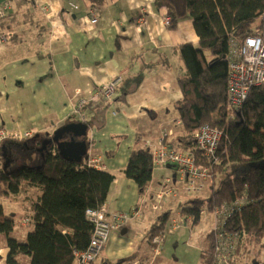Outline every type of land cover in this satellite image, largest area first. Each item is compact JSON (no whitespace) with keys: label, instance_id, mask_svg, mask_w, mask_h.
Listing matches in <instances>:
<instances>
[{"label":"crops","instance_id":"1","mask_svg":"<svg viewBox=\"0 0 264 264\" xmlns=\"http://www.w3.org/2000/svg\"><path fill=\"white\" fill-rule=\"evenodd\" d=\"M8 1L9 11L16 13V24L6 30L9 37L5 44L15 43L16 48L26 42L29 50L17 56L13 47H0V129L9 133L31 131L33 136L43 134L56 139L61 135L64 142L72 134L59 133L61 128L87 121L89 161L98 159L102 170L114 176L105 206L110 212L130 213L137 209L133 220L110 233L93 263L115 264L123 257L117 250L124 242L122 236L131 231L134 242L128 239L127 244L143 246L146 228L155 224L158 214L163 212L170 217L173 209H180L181 203L193 199L188 197L193 193H180L182 182L174 169L173 175L166 171L167 166L154 167L148 189L171 187L175 191L155 213L148 201L141 202L135 183L123 175L138 133L145 135V142L155 143L159 130L171 127L177 118L173 104L181 95L177 76L182 65L174 48L197 44L192 21L184 18L174 28L166 27L164 14L172 13L157 0ZM92 14L97 19L95 24L90 21ZM118 75L121 82L110 99L96 105L88 103L77 112L80 98L89 99L98 87ZM24 158L21 154L23 165L42 164L36 151L27 160ZM168 178L170 183H166ZM209 187H215L211 179L205 180L201 192L195 194L207 196V201L209 194L205 191L208 189L209 193ZM19 200L25 203L29 198ZM30 206L24 208L28 212L21 220L23 227L30 226L23 225L29 222ZM213 222L212 217V225ZM204 253L205 249L200 251L201 264H205ZM7 254L8 248L2 244L0 264H4ZM21 260L29 262L26 258Z\"/></svg>","mask_w":264,"mask_h":264},{"label":"trees","instance_id":"2","mask_svg":"<svg viewBox=\"0 0 264 264\" xmlns=\"http://www.w3.org/2000/svg\"><path fill=\"white\" fill-rule=\"evenodd\" d=\"M157 3L172 13L170 27L189 18L198 38L196 45L186 43L174 48L182 65L177 76L181 95L173 104L177 118L171 127L160 129L157 138L171 131L164 138L168 148L182 149L194 157L197 166L210 167L213 182L216 176L223 175L217 187H209L207 201L193 197L181 203L180 213L197 225L202 212L241 200L232 207L222 228L223 234L234 237L223 252L227 264H239V256L248 248L264 247V85L253 88L239 109L229 107L226 59L231 39L241 41L264 30V0H157ZM15 14L7 12L0 19V28L7 30L16 24ZM82 124L88 127L85 119ZM203 125L222 133L214 164L215 158L205 157L194 139ZM57 137L58 145L49 149L42 168L26 165L18 170L11 167L5 173L0 170L1 193L17 196L22 188L40 190L28 219L32 229L24 242L11 237L15 221L5 215L0 205V247L4 244L8 248L4 264H23L20 256L29 260L28 264H76L74 251L89 247L92 225L86 219V210L105 205L114 176L89 165L87 135H70L69 139H74L71 148L60 143L61 135ZM145 140V135L139 132L123 169L124 177L135 183L141 195L152 181L154 168L152 148L145 143H156ZM15 148V152L23 155L21 149ZM168 221L169 214L161 212L148 240L163 232ZM219 241L212 225L206 236L203 263L215 264Z\"/></svg>","mask_w":264,"mask_h":264},{"label":"built area","instance_id":"3","mask_svg":"<svg viewBox=\"0 0 264 264\" xmlns=\"http://www.w3.org/2000/svg\"><path fill=\"white\" fill-rule=\"evenodd\" d=\"M10 9V2L8 0H0V19L3 18ZM165 25L169 26L170 18L167 16L163 18ZM92 24L97 22L94 14L90 19ZM143 25V19L139 20V26ZM5 29L0 28V42H6V37L3 35ZM229 57L228 68L226 76V93L227 105L232 109H239L246 101L250 91L258 86L264 85V30L256 35H248L241 41L231 39L229 42ZM121 82L119 76L114 77L108 83L98 87L89 99L80 98L77 102V112L80 108L87 105L98 104L101 100H108L114 94L117 86ZM177 123H179L177 121ZM171 134V131L167 132ZM166 133H161L157 138L155 145L146 142L147 147L152 148V164L153 167H166L170 164L175 165L176 173L181 180L187 183L186 191L188 193H199L204 181L210 177V167L197 166L194 157L182 149L171 150L164 143ZM221 131L209 125L201 126L194 134V139L203 151L205 157L215 158V151L221 139ZM33 136L31 131L13 132L9 133L0 129V145L2 142L11 140L15 142H23ZM216 158L212 159L214 164ZM89 165L103 169L98 159L89 161ZM168 178L166 183H170ZM175 195V191L170 188H162L155 191H150L148 188L143 193V201H148L152 210L160 211L163 207V201ZM239 203L234 202L231 205L224 204L212 211L213 234L220 239L216 246L215 264H227L226 255L223 253L227 245H230L233 238L223 234V226L226 224L230 216L232 207L238 206ZM137 211V210H136ZM136 211L131 215L120 212H110L104 205L98 209L86 210V219L92 225V240L89 242L87 250L82 252H74L76 264H93L97 259V255L104 248L109 235L114 230H119L124 223L131 220ZM181 219H172L171 228L176 229L182 224ZM23 225L28 226L29 222ZM77 256V257H76ZM124 264H141L139 261H131Z\"/></svg>","mask_w":264,"mask_h":264},{"label":"rangeland","instance_id":"4","mask_svg":"<svg viewBox=\"0 0 264 264\" xmlns=\"http://www.w3.org/2000/svg\"><path fill=\"white\" fill-rule=\"evenodd\" d=\"M164 16L167 17L168 14H164ZM163 22L165 23V21ZM2 34L5 35L6 37V30L3 31ZM28 36L29 34H27V37ZM8 37H6L7 40ZM14 44L13 43L5 44V42H0V47H5V49H7L9 47L16 46ZM28 50L29 48L26 42L23 44V46H17L16 48L13 47V51L15 54H17V56L23 55L24 53L26 54ZM165 61H166L165 65H168V61L166 60V58ZM23 152H24L23 154L25 155L24 160H27L28 153L30 152V148H23ZM1 169L2 166H1V157H0V170ZM173 169L176 172V169L175 168ZM173 169H167L166 171L174 175ZM165 173L166 172L164 171V174ZM222 178L223 175L221 174L215 177L214 180L215 187L218 186L219 181ZM207 179H210V177H208ZM209 184L210 182L207 183V187L209 186ZM1 187H3V185ZM165 188H170V187H165ZM35 189L38 190V193L35 191ZM27 190L28 193H24ZM205 192L207 193V195L209 194L208 189ZM39 195H40V190L35 187H33L32 189L22 188V192L19 194V196L18 195L16 196L14 194L6 195L0 192V205L3 208V212L5 213V215L12 217L15 221V227L11 233V237L15 238L19 242H24L25 236L32 229V226L23 227L21 225L22 218L26 216L28 212V211L26 212V209L24 208H31L30 204L33 205L37 201ZM19 197H28L29 201L25 203L20 202ZM141 197L143 196L141 195ZM188 197L193 198V197H197V195L193 193L188 195ZM199 198L206 199L207 196L202 195L199 196ZM234 202L241 203L242 201L236 200ZM152 211L155 213L159 212V211L156 212L157 210H152ZM179 212H181L180 209H175V210L173 209V211H171L169 221L166 223L165 227L163 228L164 229L163 232L161 233L157 232L159 234L156 233V235L153 236L151 241L148 240V234L154 224L146 228L148 232H146L144 235L146 241L144 242L143 246L140 243H135L129 246L127 244V240L130 239L132 242H134L135 236L133 232L131 231L127 232L126 235L121 237L124 240V242L117 249L120 250V252L123 254V257L117 260L116 262L119 264H124L131 261H139L141 264H201L200 251L204 250L207 245V243H205V239L212 227V217H213V216L211 217L212 212H207V211L202 212L200 216V221L198 222L197 225H193L191 219L186 218L184 215H181V213ZM172 219H176V220L181 219L183 222L178 228L172 229L170 227V220ZM118 233H120V231ZM74 252H82V251L75 250ZM103 254H105V252ZM243 254L244 255L239 256L240 264H264V247L263 249H260L257 246L250 247ZM20 257H19L20 260L24 258L23 256ZM22 262L23 264H25L23 260Z\"/></svg>","mask_w":264,"mask_h":264},{"label":"water","instance_id":"5","mask_svg":"<svg viewBox=\"0 0 264 264\" xmlns=\"http://www.w3.org/2000/svg\"><path fill=\"white\" fill-rule=\"evenodd\" d=\"M63 131H69L73 135V137H85L87 135L86 127H84L82 123H78L77 125L71 127H63L58 132L62 133ZM73 137H71L68 142L66 141L60 143H62V145L71 144L72 146L74 144ZM27 143H29V146L26 145ZM54 145H58L56 141V136L48 137L47 135L43 134H35L29 140H26L24 142H13L8 140L4 141L0 145V157L2 166L1 170L4 173L8 172V169L11 168L12 164L15 165L13 170H18L19 168L26 166L20 163L21 154L15 152L14 147L21 149L22 153H24V147L30 148V152L28 153V155H31L34 151L38 152L43 160L41 165L36 166V168L40 169L43 167L45 155L48 153L49 149ZM167 168L173 169L175 167L174 165H168ZM123 233L124 231L121 232V234Z\"/></svg>","mask_w":264,"mask_h":264},{"label":"bare ground","instance_id":"6","mask_svg":"<svg viewBox=\"0 0 264 264\" xmlns=\"http://www.w3.org/2000/svg\"><path fill=\"white\" fill-rule=\"evenodd\" d=\"M168 17L170 18V24H169V26H167V25H165V26L170 28V26H171V24H172V16L168 15ZM191 44H192V43H191ZM228 57H229V50H228L227 59H226L227 68H228ZM179 61H180V60H179ZM180 63H181V61H180ZM118 76L121 78L120 75H118ZM109 81H110V80H109ZM109 81H108V82H109ZM108 82H106V83H108ZM106 83H105V84H106ZM119 84H120V83H119ZM103 85H104V84H103ZM114 93H115V92H114ZM181 182H182V185L180 186V189H179L180 193H181V194H184V195L189 194V193L186 191L187 183H186L185 181H183V180H181ZM91 240H92V235H91V237H90L89 242H90ZM100 252H101V251H100ZM100 252L98 253L97 258H98V256H99Z\"/></svg>","mask_w":264,"mask_h":264},{"label":"flooded vegetation","instance_id":"7","mask_svg":"<svg viewBox=\"0 0 264 264\" xmlns=\"http://www.w3.org/2000/svg\"><path fill=\"white\" fill-rule=\"evenodd\" d=\"M27 146H29V143L26 144ZM25 148V147H24ZM15 151H16V148L14 147ZM12 168H14L13 165H11Z\"/></svg>","mask_w":264,"mask_h":264}]
</instances>
